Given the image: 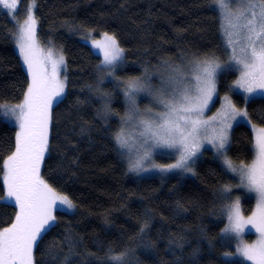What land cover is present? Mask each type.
I'll return each mask as SVG.
<instances>
[{"label":"trees","instance_id":"trees-1","mask_svg":"<svg viewBox=\"0 0 264 264\" xmlns=\"http://www.w3.org/2000/svg\"><path fill=\"white\" fill-rule=\"evenodd\" d=\"M29 2L19 0L14 16L0 7V105L22 101L30 84L13 35ZM219 9L214 0H36L39 40L46 52L61 50L66 63V93L51 108L42 176L75 210L56 211L54 227L35 247L34 264H249L224 255L234 247L223 233L221 189L235 181L212 149L202 151L191 172H163L156 159L154 167H141L131 147L144 154V143L129 142L122 119L128 112L124 81L184 57L226 58ZM104 34L115 37L124 53L113 76L101 79L102 56L85 41ZM236 77L233 69L219 74V96L230 93L249 122L264 128V97L246 102L232 90ZM121 130L123 146L115 139ZM16 134L0 117V165L15 150ZM254 151L251 125L234 126L228 158L247 164ZM173 160L163 157L165 164ZM6 197L0 173V198ZM253 202L246 193L244 214ZM18 211L0 199V230L15 222Z\"/></svg>","mask_w":264,"mask_h":264},{"label":"snow or ice","instance_id":"snow-or-ice-1","mask_svg":"<svg viewBox=\"0 0 264 264\" xmlns=\"http://www.w3.org/2000/svg\"><path fill=\"white\" fill-rule=\"evenodd\" d=\"M234 0H214L215 5L222 9H228ZM18 0H0V7L15 14ZM248 13L240 11L235 15L236 24L233 27L242 28L245 31L246 43L240 48L239 53L235 46L231 50V60L240 66V79L236 85L249 94L260 91L264 95V0H246ZM259 9V12L256 9ZM250 14V15H249ZM241 19L244 23L241 25ZM36 19L29 11L22 24L17 21L18 32L14 38L18 47V53L22 57L27 70L31 74V84L23 103L18 105H0V117H13L18 122L19 131L16 134L15 150L0 165V173L3 175V183L6 186L7 197L0 198L11 200L19 211L15 215V222L10 227L0 230V264H34L33 250L38 239H42V233H46L54 227L56 217L53 211L57 206H66L73 209L74 205L67 196L59 195L40 176V165L44 153L48 148L49 125L51 123L52 103L64 92L65 80L60 79L59 68L66 63L62 52L53 59L51 48L46 56L41 54L37 46ZM229 44L239 43L229 39ZM95 49L102 51L104 66L101 71L104 76H113L115 68L123 60L122 49L115 37L104 34L103 41H92ZM51 64V71L46 65ZM100 67L99 65L97 66ZM221 65L214 58L197 59L191 62L189 71L196 80L195 94L188 89H174L170 98L165 93L159 98L167 111L151 113V109L145 118L140 119L144 130L141 136L147 134L155 140L156 145L164 147H179L180 159L167 167L159 166L161 171L182 169L192 171L189 160L192 159L200 148L199 130L208 121L199 117L207 108L216 91V73ZM174 72L183 75L179 68ZM175 80L176 78L173 77ZM124 93L128 101L129 112L135 114L136 94L144 88L139 79L124 81ZM107 96V93L102 94ZM227 107L231 110L230 117L236 115L247 116V112H239L228 97L224 98ZM106 100L105 108L110 111ZM154 117H158V120ZM128 115L122 119H132ZM215 119V118H213ZM225 124L213 137L218 153L226 156L223 151L227 142V128ZM122 146L125 143L124 132L121 130L115 137ZM226 170L236 173L239 177L237 187L254 193L257 201L256 211L247 218L242 214L240 198L233 199L228 195L232 188L225 185L221 189L220 198L225 203L222 211L227 216L228 224L223 229L224 234L239 241L238 254L252 262V264H264V128L258 130L255 141L254 159L250 164L235 165L230 159L225 158ZM251 225L260 234V239L252 245L243 244L242 233L246 226ZM225 256L231 253H224ZM113 261H122V256L110 258Z\"/></svg>","mask_w":264,"mask_h":264},{"label":"rangeland","instance_id":"rangeland-1","mask_svg":"<svg viewBox=\"0 0 264 264\" xmlns=\"http://www.w3.org/2000/svg\"><path fill=\"white\" fill-rule=\"evenodd\" d=\"M19 4L20 3L18 0V4H17V7L15 9V12L18 10ZM29 11L35 17L36 22H37L36 23L37 46L41 50V54L43 56H46L48 52H46L44 50V48H43V46L39 40V37H38V26H39V24H38V20L36 17V0H30L27 12L25 13V16H24V19L21 20V22H19V23L20 24L23 23V21L27 18ZM240 11H245L246 13H248V9L246 8V0H234V2L229 5L228 9H226V10L219 9L220 16H221V24H222V35H223L225 42L228 46V51H227L225 59L217 58L215 56H204V57H194V58L184 57L179 62H175L172 64L166 63V64L160 66L155 71H152V73H150V74L146 72L143 74V76L141 78H139L144 90L138 92L136 94V97H135L136 108L138 109V112L135 114L130 113L129 112V105L127 104V107H128L127 116L132 115L133 118L126 120L127 123L124 125V129H128L127 132H130L129 142H132L133 140L140 138V140H142L144 143V147L142 150V153H144V154H139L136 151V145L131 147V151H132V154L134 156V159L137 156H140V158H138L139 166H141V167H154V165L152 163H153V159H156L159 166L167 167L168 165L175 164L180 159V149L178 146L177 147L158 146V145H156L155 140L152 139L147 134H145L144 136H141V132L144 130V128H143V125H141L139 123V121H140V119L145 118L146 116L149 115V113H147V111H146L148 109H151L152 114L162 113V112L167 111V109H165L163 104L159 103V98L162 94V91L165 93L166 98H170L169 94H171L174 89H178V90L188 89L190 93H192L193 95L195 94V87H196L197 82L194 78L193 73H191L189 71V69L191 67V62L195 61L197 59L214 58L216 60V62L221 65V68L218 69L217 73H216V91L213 94L212 99L209 102L207 108L204 110L203 114L199 117V119L208 121V123L206 125H202L200 127V130H199L200 148L197 151L196 155L194 157H192L191 160H189V162H188L189 165L192 168V166L194 165V162L201 156L202 151L206 148L212 149L216 158H218V160L222 164H224L223 163L224 159L225 158L229 159L228 154H227V150H228V147L230 145V137H231L232 129L234 128V126H236L239 123H247V124L251 125L252 130H253V134H254V148H255L256 136L258 134V130L261 129V127H257V126L252 125L249 122L247 116L245 117V116H241V115H236L234 119L231 118L230 117L231 110L227 107V102L224 99L225 97L229 98V100L231 101V104L234 105L235 108L239 112H245L246 108L244 106L238 107L234 103V100H233L232 95L230 93H227V94L221 95V96H219V93H218V76H219V74L223 71L233 69L237 72V77L231 86L233 91L241 93L244 96L246 102H248L250 99H252L253 97H256V96H263L264 97V95L260 94L259 90L249 94V93L245 92L243 90V88H240L236 85V81L240 79L241 72H240V66L236 65L231 60V50H232V47L235 46L237 49V53H239L240 48L246 43V41L244 40L245 31L242 28L233 27V25L236 24L235 15H228V13L238 14ZM256 11L259 12V9L257 8ZM10 15L14 16L11 13H10ZM239 23L242 25L244 23V20L241 19V21ZM103 39H104V36L101 38H93L92 37V38L86 39V41H85L92 46V48L94 49V51L97 54L102 56V60H103L102 51L95 49L92 45V41H103ZM229 39H232L233 41H239V43L229 44L228 43ZM15 48L18 51V47H17L16 42H15ZM51 50H52V54H53V59H56L58 57V55L60 54L61 50L56 49V48H53ZM63 56H64V54H63ZM20 58H21V63H22L23 68L26 70V72L29 75L30 84H31V74L28 72L27 65L24 64L21 56H20ZM64 59H65V57H64ZM120 65H121V63L119 62L115 68V71H117V69L120 67ZM46 66L48 68V71L50 72L51 71V64H48ZM177 68H179L181 70L183 75H180V74L173 71L174 69H177ZM64 70H65V66L61 65L59 68V75H60L61 80H64V78H65ZM173 77H175L176 79L174 80ZM26 93H25V95H26ZM65 93H66V80H65V87H64V92H63L62 96L57 97L53 101L52 105L54 103H56L58 100H60L61 98H63ZM23 100H24V98L22 99V101H20L18 103H3L1 105H18V104L23 103ZM154 118H156L158 120V117H154ZM213 118H215V119H213ZM5 119L9 123H11L12 125H14L16 127L17 132L19 131L18 122L15 121V119L13 117L5 118ZM225 124H230V127L227 128V142L225 144V148L223 149V151L226 153V156H221L218 153L217 148L215 147V144L212 143L211 141L213 140L214 135L216 133H218L219 130ZM49 127H50V125H49ZM49 138H50V131H49V136H48V148H47V151L44 153V157H43L42 163L40 165V176L42 179H43L42 167H43L44 160H45V158L48 154V150H49ZM166 156L173 157L174 160L171 162H167L165 164V163H163V157H166ZM250 163H247V164H250ZM235 165H240V164H235ZM135 167H137L136 162L134 164V168ZM157 168H159V167H157ZM228 172L232 175L231 177L233 178V181H235L232 185H230L232 188V191L228 195L232 196L233 199L237 196L240 198V207H241L242 214L245 218H247V217L251 216L253 214V212L256 211L257 201L255 198V194L247 192L246 189L237 187V185L239 184L238 175L236 173H232L230 171H228ZM246 193L250 194L251 197L253 198V201H254L253 202V208L249 214H244V207L245 206L243 205V197ZM58 194L65 196V195L60 194V193H58ZM6 201L9 202V200H6ZM231 202L232 201H224V204L225 203H231ZM73 205H74V203H73ZM57 210H64V211H68V212H73L75 210V205H74L73 209H67L66 206H63V205H60L59 203H57V206L55 207V209L53 211V215L55 217H56L55 213ZM55 222H56V219L53 223L55 224ZM227 224H228V221H227ZM43 234L44 233H42V235ZM225 235L232 242L233 247H234L233 253H231V255L234 258H238L244 262L252 264V262L247 261L246 259H244L243 257H241L238 254L237 246H238L239 241L237 239L233 238L231 236V234H225ZM242 237H243V241H242L243 244L252 245V244H255L260 239V234H259V232L256 231L255 228H253L251 225H248L245 227V229L242 233ZM38 241H39V239L37 240L36 245H37ZM36 245L34 246V250H33V258H34V252H35Z\"/></svg>","mask_w":264,"mask_h":264}]
</instances>
